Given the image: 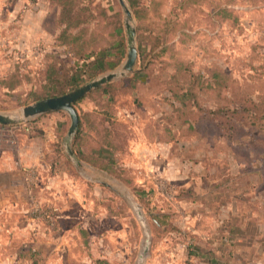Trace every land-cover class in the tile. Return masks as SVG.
<instances>
[{
	"label": "rangeland",
	"instance_id": "obj_1",
	"mask_svg": "<svg viewBox=\"0 0 264 264\" xmlns=\"http://www.w3.org/2000/svg\"><path fill=\"white\" fill-rule=\"evenodd\" d=\"M124 2L136 30L137 59L133 72L127 75L133 77L124 79L123 76L122 81L114 83L109 89L110 98L117 97L116 102L122 100L120 103L127 104L131 89L136 88L143 94L154 91L153 95L161 101L164 120L172 127L177 124L176 134L184 142L181 152L185 161L197 159L203 153L209 157L229 154L225 162L229 185L248 187V194L240 199L243 207L258 211L264 217V0ZM67 11L70 25H76L70 40L75 37L74 42L79 44L82 39H88L91 51L82 60L74 57L67 47ZM125 21V12L118 0H0V112H16L25 105L67 93L92 78L118 69L127 50ZM116 25L119 30L112 34ZM103 46L108 50L107 62H117V65L88 66ZM178 62L186 63L189 72L197 74L194 90L198 104L188 110V115L196 122L193 128L198 122L200 129L188 128L187 123L180 125L175 120L173 110L179 102L170 92H179V87L185 86L177 73ZM136 80L141 84H136ZM225 85L228 90L223 99L216 92ZM149 99L146 97L147 104ZM218 105L229 111L227 125L211 121L214 116L211 111ZM258 107L262 108L259 115L253 113ZM198 109H206L211 114L210 121L201 118ZM40 116L28 122L30 130L47 122V127L60 124L62 128L56 134L61 137L69 126L65 112ZM103 124L109 125L104 126L109 127L111 138L116 142L111 148L105 145L108 152L104 164L109 159V165L103 171L107 170V174L100 176L89 166L85 181L75 175L67 178V191L76 185H81L82 190L75 195V200L67 199V246L58 243L57 263L178 264L176 255L180 251L175 247L179 238L173 233L183 230L176 216L179 210L168 207L165 211L169 214L162 213V226L153 221V216L160 219V211L165 207L162 202H173L174 195L165 194L157 179L152 180L154 185H147V179L130 156L125 155L128 160L118 161L116 152L125 148L124 138L129 132L120 122L106 120ZM7 127L0 133V148L20 138L19 131ZM169 129L170 139L172 129ZM149 130L151 135L157 133L153 125ZM223 134L229 137L226 151ZM195 135L205 141L196 140ZM214 139L220 140L212 142ZM170 140L175 142L174 137ZM212 143L221 151H214ZM208 158L205 163L212 167L214 163ZM74 167L67 163V169L81 171V166ZM101 181L113 189L104 186L96 190ZM84 186H87V207L80 208L78 202L85 198L81 196ZM59 188L58 198L64 196ZM69 216L77 218L69 223ZM188 259L181 253L180 264H188Z\"/></svg>",
	"mask_w": 264,
	"mask_h": 264
},
{
	"label": "crops",
	"instance_id": "obj_2",
	"mask_svg": "<svg viewBox=\"0 0 264 264\" xmlns=\"http://www.w3.org/2000/svg\"><path fill=\"white\" fill-rule=\"evenodd\" d=\"M129 77L133 76H124V79ZM122 79L91 90L74 104L79 123L71 147L81 162L79 173L67 169V163L74 167L73 159L63 149L68 126L61 137L56 132L62 125L52 123L55 126L47 127L49 122L40 128L19 131L20 138L14 144L0 148V264H58V243L67 246V201L75 200V195L82 190L81 185H76L68 192L67 178L75 175L85 181L89 166L100 176L107 174V170L89 165L79 156V153H93L99 159L104 158L108 152L104 143V125L109 126L103 124L106 120L123 123L129 132L124 138L125 148L116 152L117 160H128L130 156L147 179V185H154L152 180L157 179L165 194L174 195L171 203L158 202L165 205L160 211V226L163 214H169L165 211L168 207L173 206L180 212L176 216L183 230L173 233L179 238L175 247L180 251L175 259L178 264L181 253L189 257L188 264H264V217L258 211L243 207L240 199L248 194V187L229 185V171H225L228 155L209 157L203 153L197 159L185 161L181 152L184 142L176 134L177 124L172 127L164 120L161 101L153 95L154 91L143 94L136 88L131 89L126 104L99 90ZM135 83L141 84V81ZM96 90L101 93L100 98L93 97ZM146 97H151L148 104ZM151 125L157 129L154 135L150 134ZM169 128L172 129L170 139L174 137L175 142L167 135ZM207 158L214 163L212 167L205 163ZM58 181L62 182L57 184ZM104 186L113 189L103 181L95 188L101 190ZM59 187L64 196L58 198ZM86 190L84 186L81 196L85 197ZM78 203L80 208L87 207V198ZM45 210L51 215L54 212L53 222L41 214ZM74 218L77 217L69 216V223Z\"/></svg>",
	"mask_w": 264,
	"mask_h": 264
},
{
	"label": "trees",
	"instance_id": "obj_3",
	"mask_svg": "<svg viewBox=\"0 0 264 264\" xmlns=\"http://www.w3.org/2000/svg\"><path fill=\"white\" fill-rule=\"evenodd\" d=\"M132 4H134V3L132 2ZM133 11L135 12L134 8H133ZM70 24H71L70 23V18L68 16V11H67V47H68L69 51L73 52V54H74L73 56L74 57H77L78 59L82 60V58L83 57H87L86 55H89V53L91 51L89 49L90 46L87 45L88 39L87 38L82 39L79 42V44H76L74 42L75 37L71 41L70 40L71 39L70 38V33H71V31H73V28H76V25L73 26V25H70ZM75 24H77V22ZM80 26H77V27L80 28ZM117 30H119V26L118 25H116L112 29V34H114V31L117 32ZM151 32L152 31H150V33ZM80 36H81V30L79 29V37L78 38H80ZM70 42L73 43V44H70ZM113 44L114 43H112L111 45H113ZM116 44L119 45L118 41H116ZM109 48H111V47L109 46ZM107 51L108 50H106V46H103L101 50H99L98 52L95 53L93 60L89 61V63H88L89 65L88 66H93L95 64L96 66H99V68H101L105 64H107L108 67L109 66L112 67V66L117 65V62H114V63L112 62V64L107 62L106 54H105ZM140 54L141 53H139V57L141 56ZM141 59L142 58L140 57V61H141ZM177 64H178L177 73H179L178 76L180 78H182V80L185 83V86H182L183 89H180V87H179V92L177 90H172L170 92V95L173 97V99H175V100L177 99V101L179 102L178 105L174 108L173 113H174V116H175V120L176 121L179 120L180 125L184 124V123H187L188 124V128H193L192 125L195 124L196 122L189 117L188 110L190 108H192V107H195L196 103L198 104L197 93L194 90V87L196 86V84L198 82L197 79L194 76H196L197 74H191L189 72V67H188V65L186 63L178 62ZM103 69L104 68H102V70ZM189 76H191L190 79H188ZM173 78L176 79L175 76H173ZM113 85H110V84L105 85L99 90H101V92H104V93H109L110 92L109 89L113 88ZM227 90H228V88H226V85H225L224 88L223 87L220 88L219 90H217L216 93H217V95L219 94L223 99H225L227 97L225 91H227ZM95 92H97V90ZM176 93H179V94H176ZM98 96L101 97V93L100 92L94 93V95H93V97H98ZM249 102L251 103V100H249ZM261 111H262V108L258 107V109L257 110L255 109L253 113L259 115V113H261ZM227 112H229V111H227ZM227 112H226V109L224 107L218 105L214 110L211 111V113L214 115L211 118V114L206 109L201 110V111L199 110L201 118H205L206 120H209V121H210V118H211L212 119L211 121L214 122V123L215 122H217V123L223 122V126L227 125V123H226V121H227L226 118H227V114H228ZM197 125L199 126L198 122H197ZM198 126L196 128H199ZM105 128H106V131H105L104 143H105V145H107V146H109L111 148L113 145L116 144V142H114V140L111 138V135L109 133V130H110L109 127H105ZM196 128H193V129H196ZM181 129H182V127H181ZM78 136H79V134L77 135L76 138H78ZM195 139L196 140H201L203 142L205 141L203 138H198L197 136L195 137ZM206 140L209 141L208 139H206ZM215 140H220V139H214V140H212V142L215 141ZM222 140H223V142L226 143V145H225L226 147L223 148V150L226 151V148H228V146H229V137H226V134H223V139ZM215 145H216L215 143H212V149L214 151H221V149H217L218 147H217V145L216 146ZM77 152H78V150H77ZM79 156L81 158H83L84 160H86L87 162H89L90 164H92L94 166H97V167H99L101 169H107L108 168L109 159H108V162H106V165H105L104 161H107V159L106 160H105V158L99 159L93 153H88V154L79 153ZM153 218L158 222L159 225H161L160 219H158L156 216L155 217L153 216Z\"/></svg>",
	"mask_w": 264,
	"mask_h": 264
},
{
	"label": "water",
	"instance_id": "obj_4",
	"mask_svg": "<svg viewBox=\"0 0 264 264\" xmlns=\"http://www.w3.org/2000/svg\"><path fill=\"white\" fill-rule=\"evenodd\" d=\"M123 11L125 12V30H126V56L118 69L105 72L91 80L84 82L75 89L57 96L47 97L38 100L34 103L21 107L18 111L12 113L0 112V125H14L21 122H30L32 119L48 112L62 111L65 112L69 118V126L63 137L64 152L69 155L75 166H80L81 162L76 158L72 151V142L78 130L79 118L74 104L77 100L85 96L93 89L99 88L102 85L127 76L134 70V65L137 59V47L135 44L136 30L131 23V12L126 6L124 0H118ZM104 185L109 186L108 183L103 182Z\"/></svg>",
	"mask_w": 264,
	"mask_h": 264
},
{
	"label": "built area",
	"instance_id": "obj_5",
	"mask_svg": "<svg viewBox=\"0 0 264 264\" xmlns=\"http://www.w3.org/2000/svg\"><path fill=\"white\" fill-rule=\"evenodd\" d=\"M5 127H7L6 125H0V133L2 134ZM9 127H12V128H15L16 130L15 131H27L29 129V126H28V122H21V123H17V124H14V125H10L8 126L7 128ZM11 128V129H12ZM54 213V212H53ZM53 213L51 215V212L49 211H42L41 214L45 216V218L49 221V222H53Z\"/></svg>",
	"mask_w": 264,
	"mask_h": 264
}]
</instances>
